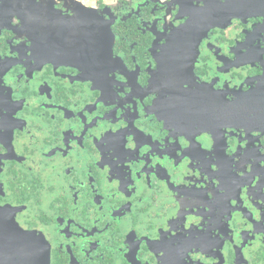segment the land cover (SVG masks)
<instances>
[{"label":"flooded vegetation","instance_id":"1","mask_svg":"<svg viewBox=\"0 0 264 264\" xmlns=\"http://www.w3.org/2000/svg\"><path fill=\"white\" fill-rule=\"evenodd\" d=\"M0 264H264V0H0Z\"/></svg>","mask_w":264,"mask_h":264},{"label":"water","instance_id":"2","mask_svg":"<svg viewBox=\"0 0 264 264\" xmlns=\"http://www.w3.org/2000/svg\"><path fill=\"white\" fill-rule=\"evenodd\" d=\"M104 38H106V42H108L109 44H111V42H112V35L110 34V32H109V34H105V37Z\"/></svg>","mask_w":264,"mask_h":264}]
</instances>
